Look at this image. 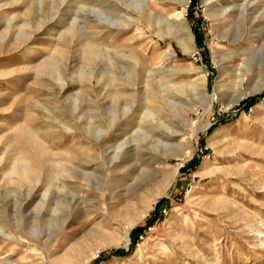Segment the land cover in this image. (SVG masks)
<instances>
[{"label": "rangeland", "instance_id": "1", "mask_svg": "<svg viewBox=\"0 0 264 264\" xmlns=\"http://www.w3.org/2000/svg\"><path fill=\"white\" fill-rule=\"evenodd\" d=\"M132 1L0 0V259L264 264V0Z\"/></svg>", "mask_w": 264, "mask_h": 264}, {"label": "bare ground", "instance_id": "2", "mask_svg": "<svg viewBox=\"0 0 264 264\" xmlns=\"http://www.w3.org/2000/svg\"><path fill=\"white\" fill-rule=\"evenodd\" d=\"M174 1H176L177 3L180 4L181 9L185 8L186 0H174ZM132 3H133L132 4L133 5L132 8L137 9L139 12L142 13L143 11H147L148 12L147 13V17L152 12V9L150 7H148V5H149L148 4V0H133ZM168 20H172V22L169 21L170 22V23L168 22L169 25L168 26L166 25L167 30L170 32L172 30V27H176L177 28V29L174 28V29H176V35L175 36L177 37L178 42L180 43L181 47H183V49H185L186 51L189 50V49H193V35L190 32V29L187 26L186 22L184 21V18H183V15H182V11L181 10H175L174 12H172L168 16L157 14V17H156V21L157 22H159V21H161V22L162 21H168ZM164 24H167V23L164 22ZM121 25L122 26L123 25L126 26V24H122V23H121ZM99 38H100V36H99ZM51 48L52 47L50 46V48L45 49L44 51L51 50ZM31 54H32L31 49H28V50H26L24 56L26 58V56L31 55ZM97 133L99 134V131ZM90 153L85 155L86 158L84 159V161H83L84 163L82 165L76 166L77 169L80 170V172L85 176V178L87 179L88 182H90L92 180H96L97 181V179H100V176H101V175L97 176V174H99V172H100V170L98 169V164L96 166H94V167H91V166L87 165L88 162L90 161L87 158H91V160L97 161L96 158ZM116 157H118V151L117 150L113 152L112 158H116ZM95 163L96 162H94V164ZM63 165L64 166L61 167V168H63L64 171H66L68 173V176H73L72 172L69 171V168L71 169L72 162L67 158ZM51 179L52 178H48V181H47L48 189H47V191L45 193V196L48 195L49 189H50V187L52 185L51 184L52 183ZM71 198L73 199V202L75 200H77V196L74 193H72ZM51 211L54 212V208H52ZM261 234H262L261 232H259V233L257 232L256 233L257 236H259ZM0 264H10V261H8L6 258H2V259H0Z\"/></svg>", "mask_w": 264, "mask_h": 264}, {"label": "trees", "instance_id": "3", "mask_svg": "<svg viewBox=\"0 0 264 264\" xmlns=\"http://www.w3.org/2000/svg\"><path fill=\"white\" fill-rule=\"evenodd\" d=\"M259 96H261V94ZM253 103H254V96L253 97H248V98L242 100L241 102H239V104L236 107H243V108L247 109V108L251 107L253 105ZM195 159L193 161H195ZM191 165H194V164L191 163ZM183 168L184 167H182L181 169H183ZM161 203H162V199L158 201L156 207L158 208V206H160ZM137 229L139 231L141 228H137ZM114 253L115 254H120V253H122V249H117V250L114 251Z\"/></svg>", "mask_w": 264, "mask_h": 264}]
</instances>
